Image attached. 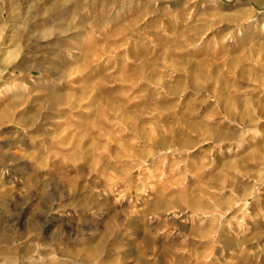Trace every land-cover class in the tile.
<instances>
[{"label": "rangeland", "instance_id": "obj_1", "mask_svg": "<svg viewBox=\"0 0 264 264\" xmlns=\"http://www.w3.org/2000/svg\"><path fill=\"white\" fill-rule=\"evenodd\" d=\"M0 264H264V0H0Z\"/></svg>", "mask_w": 264, "mask_h": 264}]
</instances>
